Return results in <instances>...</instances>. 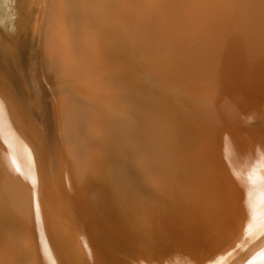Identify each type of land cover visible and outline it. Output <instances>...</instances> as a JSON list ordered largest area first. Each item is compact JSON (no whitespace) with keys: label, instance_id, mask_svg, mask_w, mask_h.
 Segmentation results:
<instances>
[{"label":"bare ground","instance_id":"1","mask_svg":"<svg viewBox=\"0 0 264 264\" xmlns=\"http://www.w3.org/2000/svg\"><path fill=\"white\" fill-rule=\"evenodd\" d=\"M43 2L0 0V66L25 98L29 109L39 117L42 109L35 89H38L41 75L39 67L43 65L42 49L69 87L85 86V92H72L64 117L60 119L63 130L61 162L56 165L54 147L47 133L43 132V145L34 128L36 121L34 123L24 107L16 102L19 98L0 73V225L12 230L8 242L0 239V264H20L18 260L27 257H33L31 264H145L146 261L166 264L170 260H174V264H189L203 258L205 260L198 264H264V202L256 210H253L254 205L248 204L246 209L242 204L241 207L247 210L244 217L240 215L242 219L234 224L226 223V215H221L218 210L216 213L215 203L204 196L210 194L208 190L212 185L206 179V172L217 177L216 168L220 166L206 169L198 148L201 139L205 154L211 152L218 159L227 156L223 151H228L231 157L222 160L236 167L243 183L253 184L255 196L259 182L264 188V174L251 175L241 162L247 163L245 159H249L250 163L264 165V126L262 132L250 140L251 151L246 150L248 153L241 148L245 147L242 144L247 143L249 137L240 135L242 130L230 117L228 134L220 136V142L215 143L205 129L208 125L205 120L209 117L201 110L202 105L185 103L173 95L164 97L163 93L167 91H161L165 88L156 89V86L162 87L159 79L155 82L151 78V63L163 59L166 54L186 63L196 57L200 63L201 60L212 63L217 57L220 67L239 69L255 83H261L258 86H264V37L256 41L261 48L252 44L254 31H264V0H50V3L44 2L47 3L45 6ZM63 41L67 47L66 55L57 60L52 54L61 56ZM33 43L41 45L36 62L32 58ZM251 57H255V61H249ZM253 64L257 67L250 73ZM70 69L72 72L68 73ZM191 81L194 84L193 79ZM204 82L205 85L207 82ZM174 84L178 86L176 81ZM90 85L94 87H88ZM224 98L227 101L229 96ZM235 100L239 102L238 98ZM59 102L58 111L61 108ZM261 104L262 116L256 117L251 111L246 113V120L264 118V103ZM245 109L248 111L252 107ZM253 127H246V131L250 133ZM200 129L204 131L199 132ZM97 134L101 136L97 137ZM128 161L139 162L138 172L143 177L158 180L166 188L165 192H160L158 201L150 202L148 199L153 196L144 194L139 204L143 215H156L160 222L171 220L176 226L178 232L172 243L164 245L163 251L133 247L131 244L137 242L134 227L116 226L113 233L123 231L122 236L108 237L95 214L97 209H102L103 202L111 207L121 202L122 194L114 181L119 171L122 172V166L129 169ZM227 172L231 171L227 169ZM220 181L226 182L223 178ZM217 188L215 190L220 189ZM230 191H226V195ZM217 192L219 194V190ZM153 206L158 209L151 210ZM214 241L223 243V247L218 248L219 245L214 243L218 248L215 250ZM218 251L219 256L214 255Z\"/></svg>","mask_w":264,"mask_h":264},{"label":"rangeland","instance_id":"2","mask_svg":"<svg viewBox=\"0 0 264 264\" xmlns=\"http://www.w3.org/2000/svg\"><path fill=\"white\" fill-rule=\"evenodd\" d=\"M44 2H47L48 1V3H50V0H43ZM43 2V4H44V6L47 4V3H44ZM44 6H42V8L44 7ZM41 8V9H42ZM45 8V7H44ZM41 11V10H40ZM51 21V20H50ZM257 21V20H256ZM260 21V20H259ZM259 21H258V24H259ZM264 31H254V33H253V35L254 36H252V38H253V40H254V38H255V43L254 42H252V44H256V47L257 48H261L260 46L258 47V43L256 42L257 40H259V41H261V39L264 37V33H263ZM259 34V35H258ZM62 49H63V51H62V54H61V56H59V55H57L56 53H53L52 55H53V57L54 56H56L55 58L58 60H61V59H63L62 58V56L63 57H65V55H66V50H67V47H66V44H65V41H63L62 42ZM40 48H41V45L39 46V44L37 45L36 43L34 44L33 43V54H32V58H33V60H34V62H36V57H37V52L39 53V50H40ZM136 54V57H137V53H134V55ZM165 56H169V55H164L162 58L163 59H161L160 58V60L158 59L157 61H155V63H151V65H153V67L151 68V78H153V80L155 81V82H157V80H158V83H159V85H160V87H161V85H162V87L161 88H159L158 86H156V89L158 88L159 90H162L163 88H165L164 90H162L161 92L163 93L164 91H167V92H164L163 93V95H164V97H166V96H169V95H173V97L175 96V98L177 99L178 97V99L179 100H182V101H184L185 103H189V104H192V105H196V106H200V105H202V106H200L201 107V110H205L204 112L206 113V114H208V117L209 118H207L205 121L207 122V126H206V131L207 132H209L211 135L210 136H213V138H214V142L215 143H219L220 142V136H224V135H226V134H228V132H229V127L227 126V120H228V118L230 117V120L232 121V122H234V123H236V125H237V128L239 129V130H242V132L240 133V135H244L245 134V136L247 135V138H248V141H247V143H245V144H242L243 146H245L244 148L242 147L241 149L242 150H244L245 152H247L248 153V151L250 152L251 151V149L249 150V145L251 144V141L250 140H252L253 138L252 137H256L257 135H259L261 132H262V130L263 129H261L262 128V126H264V118H259V119H251V120H246V116H247V114H249V112H251V111H254V113L256 114V117H260V116H262V114H263V112L262 111H260V106L259 105H262L261 103H264V96H263V93H264V86H262V85H260V86H258V84H261V83H259V82H257V83H255L254 81H252L251 79H250V76L248 75V74H245V73H242V71L240 70L239 71V69H236V68H232V69H225V68H223V67H220V65L221 64H219L218 62V58L216 57H214L213 58V62L211 63V62H207V61H205V60H201V63H200V59L199 58H197L196 57V59H194L192 62H190V63H192L191 65H194V67L193 66H191L190 65V63H186V61L185 60H183V59H179V57H176L175 58V60H173L174 59V56H171V58H170V56L168 57V59H167V57H165ZM41 60H42V64L43 65H40V67H39V70L41 71L40 73H41V75H39V77H38V89L36 88L35 89V93H36V96H37V98H38V100H39V102L41 103V109H42V111H41V116L39 117V116H37V115H34V113L29 109V106L27 105V103L25 102V98L20 94V92H19V90L17 89V87L12 83V81L10 80V78H9V76H8V74L5 72V71H3L2 70V67L0 66V73H1V75H4L3 77H4V79H6V83L12 88V90L15 92V94H16V96L19 98V100L17 99L16 100V102L19 104V105H22V107H24V109L26 110V112H27V114L30 116V118H32V120L34 121V123H35V121H36V127H34L35 128V131H36V133H37V135H38V138L40 139V141L41 142H43L42 144L43 145H45V141H44V136H43V132H45V133H47V136L49 137V139L51 140V142H52V144H53V147H54V152H55V162H56V165H58L59 164V162H61V160H60V157H61V143H62V134H63V130H62V120H60V119H63V117H64V111H65V108L68 106V104H69V100H70V98H71V96L73 95V93L72 92H74V91H76V93H82V92H85V86H79V85H75L74 86V88H72L73 89V91H72V89L69 87V85L70 84H68V83H66V81H65V78H64V76L62 75V74H60L61 72H59V70H58V68H54V65H52V64H50L49 63V61H48V56H47V54H46V52H45V50H43L42 49V53H41ZM40 57H39V59H40ZM165 58V59H164ZM173 58V59H172ZM197 59H198V61H197ZM255 59V57L253 58V57H251L250 58V60L249 61H253ZM180 60H181V62H180ZM47 61V62H46ZM216 61V62H215ZM248 61V62H249ZM255 61V60H254ZM61 62V61H60ZM180 62V63H179ZM195 62V63H194ZM205 62V63H204ZM47 63V64H46ZM171 63V64H170ZM199 63V64H198ZM209 63V64H208ZM216 63V64H215ZM63 64V63H62ZM165 64V65H164ZM168 64H170L169 66V68H168ZM179 64H180V66H179ZM206 64V65H205ZM213 64H215V65H213ZM51 65V66H50ZM162 67H161V66ZM175 65V66H174ZM185 67V70H184V67ZM186 65H187V67H186ZM202 65V66H201ZM205 67H204V66ZM49 66V67H48ZM191 66V67H190ZM216 66V68H214ZM252 66V71L250 72V73H254V70H255V68L257 67V64L255 65V64H253V65H251ZM160 67H161V69H163V70H166L165 72L163 71V70H161L160 69ZM179 67V68H178ZM192 67L194 68L193 70H192ZM177 70H176V69ZM200 68V69H199ZM205 68V69H204ZM214 68V69H213ZM44 69V70H43ZM180 69V70H179ZM2 70V71H1ZM171 70V71H170ZM182 70H184L183 72H182ZM187 70L189 71V72H187ZM202 71V72H200V71ZM205 70V71H204ZM208 70V71H207ZM43 71V72H42ZM71 71V69L68 71V73H71L70 72ZM162 71V72H161ZM193 71V72H192ZM196 71H198V72H196ZM215 73H214V72ZM49 72H51V73H49ZM162 73V76L164 77V78H162V76H161V73ZM170 72V73H169ZM174 72H175V74H174ZM182 72V73H181ZM192 72V73H191ZM196 72V73H195ZM200 72V73H199ZM227 72V73H226ZM233 72H235V74L233 73ZM237 72V73H236ZM57 73V74H56ZM167 73V74H166ZM179 73V74H178ZM186 73V74H185ZM206 73H207V75H206ZM60 74V75H59ZM171 74V75H170ZM176 76H174V75ZM177 74V75H176ZM216 74L218 75V76H216ZM239 74V75H238ZM58 75V76H57ZM156 75V76H155ZM159 75V76H158ZM172 75L175 77H172ZM181 75V76H180ZM196 75V76H195ZM210 75V76H209ZM243 75H245L246 76V78H245V76H243ZM60 76V77H59ZM184 76V77H183ZM191 76V77H190ZM199 76V78H197ZM211 77L212 76V78H210L209 79V77ZM168 77V78H167ZM174 79H172V78ZM177 77H181V79H179V78H177ZM182 77H183V81L185 82H183L182 81ZM189 77H190V80H192L193 79V83L194 84H192V81H191V83H190V80H189ZM216 77L219 79H216ZM227 77V78H226ZM241 77V78H240ZM60 78V79H59ZM171 80H170V79ZM185 78H186V80H185ZM192 78V79H191ZM205 80H204V79ZM221 78V79H220ZM245 78V79H244ZM54 79V80H53ZM168 79V80H167ZM208 79V80H207ZM53 80V81H52ZM178 80H180L181 82H179ZM216 80V81H215ZM231 80V81H230ZM51 81V82H50ZM175 81H176V84L178 85V86H176L174 83H175ZM204 81H206L207 83V85H208V87L206 88V90H205V87L207 86L206 84L204 85L203 83H205ZM209 81L211 82V83H209ZM217 81H222V82H219V83H221V84H223L224 83V88L221 86V84H219ZM237 81H238V83H237ZM53 82V83H52ZM164 82H165V84H164ZM168 84H167V83ZM188 82V83H187ZM201 84H199V83ZM203 82V83H202ZM213 82V83H212ZM226 82V83H225ZM103 83H105V81L103 80ZM184 83V84H183ZM196 83L198 84V85H196ZM215 83V84H214ZM218 83V84H217ZM235 83V84H234ZM264 83V82H263ZM187 84V85H186ZM212 84V85H211ZM213 84H214V89H212L213 88ZM234 84V85H233ZM242 84H244V86H242ZM255 84V85H254ZM53 85V86H52ZM65 85H67V86H65ZM169 85V86H168ZM171 85V86H170ZM186 87H185V86ZM191 85V86H190ZM211 85V86H210ZM215 85H217V86H215ZM228 85V86H227ZM238 85V86H237ZM246 85V86H245ZM264 85V84H263ZM56 86V87H55ZM105 86H107V83H105ZM105 86H103V87H105ZM168 86V87H167ZM191 88H190V87ZM193 86V87H192ZM210 86V87H209ZM231 86V87H230ZM254 88H253V87ZM54 89H53V88ZM64 87V88H63ZM88 87H94V85L92 86V85H90V86H88ZM97 86L95 85V88H96ZM102 86H101V88H103ZM177 87V88H176ZM189 87V88H188ZM239 89H238V88ZM246 87V88H245ZM248 87V88H247ZM257 87V88H256ZM262 87H263V89H262ZM178 88H180V89H178ZM217 88V89H216ZM218 88H220L219 90H218ZM223 88V90H221ZM229 88V89H228ZM169 90V92H168V90ZM191 89V90H190ZM225 89V90H224ZM246 89V90H245ZM260 89H262V91L260 90ZM200 90H202L201 92H200ZM221 90V91H220ZM233 90V91H232ZM54 91V92H53ZM56 91V92H55ZM66 91V92H65ZM173 91V92H172ZM176 93H175V92ZM180 91H182V92H180ZM185 91V92H184ZM187 91V92H186ZM191 91V92H190ZM195 91V92H194ZM217 91H219V92H221L220 94H219V92H217ZM224 91V92H223ZM235 91V92H234ZM245 91V92H244ZM252 91V92H251ZM180 92V93H179ZM184 92V93H183ZM204 92H205V94H207V95H205L204 94ZM226 92H228V94L226 93ZM230 92V93H229ZM232 92H234L233 94H232ZM248 92H251V93H249L248 94ZM259 92H262L261 94L259 93ZM166 93H170V94H166ZM172 93H174V94H172ZM182 93V94H181ZM190 93V94H189ZM199 93L200 94H204L203 96L202 95H199ZM212 93V94H211ZM225 94V96L224 97H228L229 96V98H227V101L225 100L226 98H224L223 97V94ZM239 93V94H238ZM241 93L243 94V96L241 95ZM194 94V95H193ZM232 96H230V95ZM235 94V95H234ZM180 95H183L182 97L180 96ZM191 95V96H190ZM211 97H210V96ZM217 95V96H216ZM220 95V96H219ZM222 95V96H221ZM227 95V96H226ZM247 95H248V97H250L249 99H248V97H247ZM250 95V96H249ZM260 95V96H259ZM187 96H190V97H187ZM192 96L194 97V96H196V97H194V98H192ZM202 97V98H199V97ZM207 97V98H205V97ZM235 96H237V97H235ZM255 96H257V98L255 97ZM55 97V98H54ZM184 97H185V100H184ZM198 97V98H197ZM214 97V98H213ZM217 97H219V98H217ZM223 99H222V98ZM237 99L238 98V101L239 102H236L237 100H235V98ZM240 97H243V98H245L244 100L242 99V98H240ZM251 97H252V99H253V101H252V99H251ZM259 97V98H258ZM181 98V99H180ZM183 98V99H182ZM187 98H189V99H187ZM209 98V100H208V103H209V101L211 100V102L212 103H207L206 102V100ZM211 98H213V99H211ZM233 100H232V99ZM246 98H247V100H246ZM187 99V100H186ZM199 99V100H198ZM201 99H202V101H201ZM228 99L230 100V101H228ZM55 100H56V102H55ZM196 100H198V101H195ZM204 100H205V102H204ZM215 100L216 101H218V102H222L223 104V106H220L219 104H218V102H216L215 103ZM223 100V101H222ZM243 102H242V101ZM58 101H60L59 103L61 104V108L59 109V111L58 110H56L57 108L56 107H58V105L59 104H57V102ZM201 101V102H200ZM250 101H252V103L250 102ZM254 101L256 102V101H258V102H256L255 104H254ZM63 102V103H62ZM224 102H226V103H224ZM248 102V103H247ZM260 102V103H259ZM55 103V104H54ZM211 104V105H210ZM212 104H213V106H212ZM218 105V106H216V105ZM227 104V105H226ZM258 104V105H257ZM57 105V106H56ZM205 105H207L209 108L207 109L206 107L207 106H205ZM52 106V107H51ZM212 106V107H211ZM252 107V109H249L248 111H246V109H245V107ZM253 106H256V107H253ZM55 107V108H54ZM234 110V111H233ZM58 111V112H57ZM218 111H221L222 113L220 114ZM213 112V113H212ZM58 113V114H57ZM247 113V114H246ZM224 114V115H223ZM233 114V115H232ZM226 115H229V116H226ZM232 115V116H231ZM243 115V116H242ZM62 116V117H61ZM236 116V117H235ZM61 117V118H60ZM241 117V118H240ZM234 118V119H233ZM233 119V120H232ZM239 119V120H238ZM58 121V122H57ZM144 123V122H143ZM60 126V127H58V125ZM250 125H253L254 127L252 128V131L250 132V133H248L247 131H246V127H249ZM240 126V127H239ZM226 127V128H225ZM60 128V129H59ZM245 128V129H244ZM260 128V129H259ZM204 131V129H200V130H198L199 132H201V131ZM257 132V133H256ZM197 133V132H196ZM251 134V135H250ZM240 135H238V137L240 138L241 136ZM97 137H99V136H101L100 134H97L96 135ZM60 137V138H59ZM251 137V138H250ZM218 138V139H217ZM43 140V141H42ZM200 141H201V139H200ZM200 141H199V143H198V148L200 149V153L202 154V157L204 158V167L206 168H212L213 167V169H215L216 167H218V166H220V167H218V168H216V176L217 177H212L208 172H206V177H208L209 178V180H208V178H206L207 179V181H208V183H209V185L210 184H212V185H210V187L211 188H209V193L210 194H204V196H205V198H206V200H210V201H213L212 203H215V204H213L214 206V208H215V212L217 213V210L220 212V214L222 215V213H224L223 215L225 216V221H226V223H235V222H238V220L240 221L242 218H239V216L240 217H244V215H245V213H247V210L246 209H248V206L250 205L251 207L254 205V208H253V210H256V209H258L261 205H263V202H264V188H261V185H262V183H258L256 186H257V190H256V193H255V196H253V191H254V189H253V184L252 183H243V181H242V179L240 180V174L239 173H236L237 171L235 170L236 169V167L235 166H232V165H228L227 163H225L222 159H225L227 156H229V158L231 157V155L228 153V151H223L224 153H225V155H227V156H221V158H219L218 157V159H217V157L216 156H213V155H211L210 153H204L203 151H202V148H201V144H200ZM250 142V143H249ZM139 143V142H138ZM137 143V144H138ZM141 143V142H140ZM56 145V146H55ZM247 146V147H246ZM209 149H211V147L209 148ZM246 150H248V151H246ZM227 152V153H226ZM60 153V154H59ZM241 156H243V153L241 154ZM212 157V158H211ZM215 157V158H214ZM223 157V158H222ZM225 157V158H224ZM217 159V160H216ZM56 160H58V161H56ZM207 160H208V162H207ZM209 160H211L210 162H209ZM212 160H214V161H212ZM246 160V162L247 163H243V162H241L244 166H246V168L248 169V171H249V173L251 174V175H260V174H264V165H261L262 163H259V165H258V163L256 164V163H250L249 161V159H245ZM216 161H219L218 163H220L219 165H218V163H215ZM223 161V162H222ZM134 161H131V163H130V161H128V166H129V169L127 168H125V167H123L122 166V168L124 169H122V172L121 171H119V173H118V175H117V177H116V180L114 181L115 182V184H114V186L119 190V192L122 194V199H121V202H119V203H117V204H114V206H109V204L108 203H106V202H103V203H101V205H102V209L101 210H99V209H97V211L95 212V214H96V216L98 217V219H99V222H101V224H102V227L105 229V232H106V234H108L107 236L108 237H116L117 235V237L118 238H120L121 236H122V234H123V231H119L117 234L116 233H113L114 232V227H116V226H119V227H127V228H132V227H134V229H135V234H133L135 237H137V242H135V243H133V244H131L133 247H135V246H139L140 248H142V249H144L145 247H150L152 250L154 249V250H156L157 251V249L158 250H160V251H163L164 250V245H168V244H170V243H172V239L174 238V236L176 235V233L178 232V231H176V229L177 228H175L176 226L174 225V224H172V221L170 220H168L167 222L166 221H161L160 222V218L158 217V216H156V215H150V216H145V215H143V212H142V210H140V207H139V204H140V200L142 199V197L144 196V194H150L149 196H153V197H150L148 200L150 201V202H152L153 200H157V198H158V196L160 195V192H165L166 191V188L165 187H163L162 186V183L160 182V181H156V180H152V178H150V177H143L142 175H141V173L140 172H138V171H140V169L139 168H141V165H140V163L139 162H137V164H139V165H137L136 164V161L133 163ZM222 162V163H221ZM211 163H213V165H215V166H209V164H211ZM133 164V165H132ZM224 164H226V167H223L224 166ZM255 164V165H254ZM217 165V166H216ZM228 165V166H227ZM137 166H139V167H137ZM133 167V168H132ZM231 167V168H230ZM232 167L234 168V170L232 169ZM59 168V167H58ZM206 168V169H207ZM220 168V169H219ZM222 168H223V170H222ZM57 169V168H56ZM131 169L133 170V171H131ZM219 169V170H218ZM227 169H228V171H231L230 173H226V171H227ZM129 171H131V172H129ZM220 171L222 172V173H220ZM223 171H224V173H223ZM125 172V173H124ZM120 173H122V174H120ZM127 173V174H126ZM129 173H131L130 175H133V176H130L129 175ZM227 175H226V174ZM124 174H126V175H124ZM137 174H138V177H137ZM222 174V175H221ZM223 174H225V175H223ZM239 176V177H237V175ZM135 175V176H134ZM141 175V176H140ZM218 175H219V177H218ZM229 175V176H228ZM125 176V177H124ZM129 178H128V177ZM139 176H140V178H141V180H140V178H139ZM233 176H235V177H233ZM127 177V178H126ZM142 177H143V180H142ZM226 177V178H225ZM228 177V178H227ZM230 177V178H229ZM251 177V176H250ZM117 178H118V180H117ZM146 178H147V181H146ZM221 178H223V180L225 181L226 180V182H228L227 184H226V182H225V184H224V182H222V181H220L221 180ZM120 180V182H122V183H118V181ZM129 180V181H128ZM145 180V181H144ZM151 180V181H150ZM214 180H216V182L218 183V185L220 184V183H222V185L221 186H218L217 184H216V182L214 181ZM237 180V181H236ZM128 181V182H127ZM135 181H137V182H135ZM190 181H193V179L191 180L190 179ZM233 181V182H232ZM236 181V182H235ZM131 182V183H130ZM141 182V183H140ZM142 182H143V184H142ZM148 182L150 183V184H148ZM152 182H154L155 183V186L154 187H157L156 189L153 187V185H154V183H152ZM220 182V183H219ZM240 182V183H239ZM139 185H138V184ZM145 183V184H144ZM157 183V184H156ZM158 183H160V184H158ZM229 183H231L230 185H231V188H230V185H229ZM233 183H234V186H235V184H237L235 187L233 186ZM241 183H242V185H241ZM120 184H122V185H120ZM135 184V185H134ZM146 184H148L147 186H144V185H146ZM153 184V185H152ZM224 184V185H223ZM238 184H240V185H238ZM251 184V185H250ZM120 185V186H119ZM225 185H229V186H225ZM136 187L135 189H134V187ZM138 186V187H137ZM141 186V187H140ZM143 186V187H142ZM150 186H152V187H150ZM160 186V187H159ZM218 187V188H220V189H218L219 190V194H218V190H215L216 189V187ZM223 186V187H222ZM241 186V187H240ZM119 187V188H118ZM147 187V188H146ZM150 187V188H149ZM161 188V189H159V188ZM235 189H234V188ZM124 188V189H123ZM227 188H229V189H227ZM240 188L243 190H240ZM156 190V191H152V190ZM211 189H213L214 191H216V192H214L213 190H211ZM125 192H124V191ZM164 190V191H163ZM223 190H225V191H223ZM230 190H232V191H230ZM239 190H240V192H239ZM124 192V194L122 193V192ZM147 191V192H146ZM226 191H230V192H232V193H230V192H227V194L229 195V193L231 194V198H229L230 197V195L228 196V195H226ZM238 191V192H237ZM135 192H137V193H135ZM211 192H212V194H211ZM241 192H243V193H241ZM155 193V194H154ZM217 193V194H216ZM237 193H238V195H237ZM240 193V194H239ZM222 194V195H221ZM242 194V195H241ZM211 195V196H210ZM213 195H215V196H213ZM224 195H225V197L226 198H228V201H227V199L226 198H224ZM249 195V196H248ZM142 196V197H141ZM209 196V197H208ZM218 196H220V197H218ZM221 196H223V197H221ZM249 198H248V197ZM252 198V200H251V198ZM127 198V199H126ZM134 198H136V199H134ZM210 198V199H209ZM239 198H241V199H239ZM243 198L246 200H244V202H243ZM132 199V200H131ZM216 199V200H215ZM220 199H222L223 201H219ZM249 199V200H248ZM254 199V200H253ZM232 200H233V202H232ZM125 201H126V203H125ZM158 201V200H157ZM253 201V202H252ZM129 202H131V203H129ZM223 202V203H222ZM226 202V203H225ZM234 202H236V203H234ZM240 202V203H239ZM138 203V205H136ZM220 205H219V204ZM229 205H228V204ZM130 204V205H129ZM227 204V205H226ZM231 204H232V206H231ZM244 205V207L246 208H244V207H241V206H243ZM246 204V205H245ZM249 204V205H248ZM105 205V206H104ZM217 206V208H216V206ZM225 205V206H224ZM125 207V208H124ZM132 207V208H131ZM156 207V206H155ZM154 206L151 208V210H153V211H156V208H155ZM221 207V208H220ZM134 208V209H133ZM135 208H136V211H134L135 210ZM220 210H219V209ZM240 208V209H239ZM158 209V208H157ZM223 209H226V210H223ZM228 209H231V211L229 210L228 211ZM99 210V211H98ZM124 210V211H123ZM233 210V211H232ZM236 210V211H235ZM244 210V211H243ZM131 211V212H130ZM224 211V212H223ZM122 212V213H121ZM137 213V214H136ZM226 213V214H225ZM228 213H232V215L231 214H228ZM235 213V214H234ZM141 214V215H140ZM237 214V215H236ZM136 215V216H135ZM141 217H140V216ZM228 215V216H227ZM142 216H144V217H142ZM231 216H232V218H231ZM235 216V217H234ZM109 217V220L108 221H110L109 222V224H108V221H107V218ZM111 217V218H110ZM139 217V218H138ZM147 217V218H146ZM144 218V219H143ZM235 218V219H234ZM237 218V219H236ZM130 219V220H129ZM143 219V220H142ZM147 219V220H146ZM155 219V220H154ZM232 221H231V220ZM151 220H153L154 222H155V224H154V222L153 221H151ZM228 220V221H227ZM234 220H236V221H234ZM123 223H122V222ZM132 221V222H131ZM157 221V222H156ZM231 221V222H230ZM127 222H129V223H127ZM143 222V223H142ZM170 222V223H169ZM83 223L85 224V226H87L86 225V223H85V221H83ZM105 223V224H104ZM120 223H122L121 225H120ZM125 223V224H124ZM141 223H142V227H141ZM147 223V224H146ZM233 223V224H234ZM124 224V225H123ZM132 224V225H131ZM135 224H137V225H135ZM109 225H111V226H109ZM148 225V226H147ZM157 225V226H156ZM159 225H161V226H159ZM168 225V226H167ZM216 225H218V224H215L214 225V227H217ZM106 226V227H105ZM138 228H137V227ZM145 226V227H144ZM4 227H7V228H5L4 229ZM88 227V226H87ZM154 229H153V228ZM173 227V228H172ZM0 228H2L1 229V231H0V239H2V240H7V242H8V240H9V234H12V230H9V227L8 226H6V225H0ZM141 228V229H140ZM167 228V229H166ZM175 228V229H174ZM8 229V230H7ZM113 229V230H112ZM133 229V228H132ZM144 229V230H143ZM202 229V228H201ZM153 230V231H152ZM3 231H5V232H3ZM7 231V232H6ZM138 231V232H137ZM157 231V232H156ZM164 231V232H163ZM145 232V233H144ZM148 232H149V234H148ZM166 232V233H165ZM114 234V235H113ZM121 234V235H120ZM151 234V235H150ZM6 235V236H5ZM139 235V236H138ZM153 235V236H152ZM158 235V236H157ZM139 237V238H138ZM143 237V238H142ZM150 237V238H149ZM165 237V238H164ZM162 238H164V239H162ZM222 238H224V237H222ZM163 240V241H162ZM164 240H166V241H164ZM160 242H161V244H160ZM216 244L217 246H218V248L221 246V247H223V243L221 244V243H219L218 241L216 242V241H214L213 243H212V245L213 244ZM214 244V246H216ZM217 246L215 247L216 249L215 250H217L218 248H217ZM161 247V248H160ZM184 250H185V247H184V245H183V247H182ZM223 249V248H222ZM215 250L214 251H212V253H214L215 252ZM169 251V250H168ZM220 252H222V250L220 251ZM219 251L218 252H216L214 255H216V256H219V254H217V253H220ZM183 256V255H182ZM182 256H178L179 258H183ZM208 256H210V254L208 255ZM32 258L33 257H27L26 259H22V260H18V263L20 262V264H31V262H32ZM204 260H205V258H203ZM203 259H200V260H194V261H191L189 264H191V263H193V264H198L199 262H201ZM15 260V259H14ZM26 260V261H25ZM16 261V260H15ZM21 261H25V262H21ZM31 261V262H30ZM174 260H170V261H168L166 264H174ZM145 264H151V262H148V261H146L145 262ZM179 264H186V262H182V263H180L179 262Z\"/></svg>","mask_w":264,"mask_h":264}]
</instances>
